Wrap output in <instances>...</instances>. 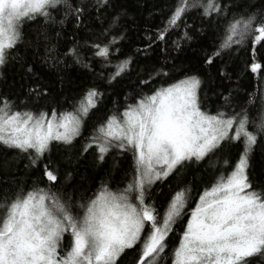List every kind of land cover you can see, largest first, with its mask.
I'll list each match as a JSON object with an SVG mask.
<instances>
[{
    "label": "snow or ice",
    "instance_id": "snow-or-ice-1",
    "mask_svg": "<svg viewBox=\"0 0 264 264\" xmlns=\"http://www.w3.org/2000/svg\"><path fill=\"white\" fill-rule=\"evenodd\" d=\"M161 14L129 54L121 0H0V264H264V79L258 105L216 90L234 46L245 72L261 69L264 0H164ZM188 16L215 25L211 48L193 50L215 74L167 56L181 24L173 50L203 34ZM89 155L98 183L71 185ZM20 160L39 173L31 184Z\"/></svg>",
    "mask_w": 264,
    "mask_h": 264
},
{
    "label": "trees",
    "instance_id": "trees-1",
    "mask_svg": "<svg viewBox=\"0 0 264 264\" xmlns=\"http://www.w3.org/2000/svg\"><path fill=\"white\" fill-rule=\"evenodd\" d=\"M239 2V0H238ZM249 2H254V0H249ZM128 12L127 18V27L129 29V35L131 37V41L125 40L122 44V50L126 53L133 54L132 49L136 47H142L144 43L147 41L144 39L145 36L152 35L157 27L162 26V20L165 18L161 14V9L164 7V0H121ZM186 22L192 27V30L196 28L201 29V33L195 34V39L193 41H181V49L180 50H173L174 46L172 44L173 40H178L179 35H182L185 31L183 24L179 28H176L172 31V34L168 36L167 39V56L169 59L173 60V63L180 66L182 65L184 70L191 69L192 71H200L202 74L208 71H211L215 74V67L209 69L207 66H201L197 63L196 59L194 58L193 50L200 47L201 45L211 48L213 37L212 33L215 29V25L209 26L207 22H201L199 18H193L191 16L185 17ZM70 27V26H69ZM190 34L191 33V30ZM179 34V35H177ZM234 46V56L233 58L237 60L236 64L233 65L231 62L228 64L229 70H233L235 68L234 74L232 76L231 81H224L223 87H217V91H224L225 95L228 94L230 91L233 94V97L236 98V103H244L246 96L248 93H253L254 96V103L259 104V100L256 97L259 95V84L258 80L264 79V59H260L259 62L261 63L262 67L258 70V74L253 76L250 72H245L244 64H243V57H240L238 53L235 52ZM153 52L151 53L152 59L154 60L156 56L159 54L163 57L164 54L158 53V49L156 45H153ZM238 58V59H237ZM259 58V54H258ZM140 59V58H138ZM140 62L143 63L144 61L140 59ZM42 72H47V69H38ZM69 73L75 74V69H69ZM5 74V78L7 81H11L13 79V72L14 69L8 68L3 70ZM159 83V82H157ZM220 81H216V85H219ZM213 85V87H216ZM225 89L227 91H225ZM117 90H120L118 86ZM127 90V89H124ZM148 89L146 88L145 91ZM207 91V90H206ZM207 96L210 98L208 103V109L210 111H215L217 107L223 103L222 100H219L217 96L213 95L211 91H207ZM111 99H115L117 101V106L123 101V96L119 97H112L109 96L105 100V105L107 108L111 109L112 104L110 103ZM104 111L101 110L100 113H97L89 124L84 129V134L87 135L90 131V126L92 123L95 122L96 118L100 115H103ZM79 142V141H78ZM63 149L57 146L55 143L52 145V158L58 159L60 158ZM8 155H11L9 152ZM121 160V171L114 172L113 176L115 181H120L124 176V170L128 169L131 163V155L126 154L125 157H120ZM26 163L25 160H20L19 164L17 165L18 171L16 173L17 178L21 182H27L31 184L33 180L39 175V173L32 172L30 170L24 169V164ZM105 168L108 167L107 164L104 166ZM103 174L101 169H94L91 166V156H86V158L81 162V165L78 167L73 180L70 182L71 185H80L83 184L85 187H94V181L98 183L100 176ZM43 186V185H41ZM116 187L114 183L112 185ZM167 190L166 185H162ZM198 190L196 184L193 185V195L195 197V193ZM55 191V189H53ZM170 246L173 244V240L169 241Z\"/></svg>",
    "mask_w": 264,
    "mask_h": 264
}]
</instances>
